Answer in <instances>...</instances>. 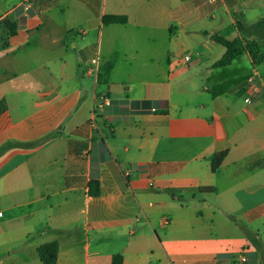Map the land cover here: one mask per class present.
Segmentation results:
<instances>
[{"label": "crops", "instance_id": "obj_1", "mask_svg": "<svg viewBox=\"0 0 264 264\" xmlns=\"http://www.w3.org/2000/svg\"><path fill=\"white\" fill-rule=\"evenodd\" d=\"M262 49L264 0H0V264H264Z\"/></svg>", "mask_w": 264, "mask_h": 264}, {"label": "trees", "instance_id": "obj_2", "mask_svg": "<svg viewBox=\"0 0 264 264\" xmlns=\"http://www.w3.org/2000/svg\"><path fill=\"white\" fill-rule=\"evenodd\" d=\"M104 23L106 24H126L127 18L126 17H115V16H107L104 18ZM242 27H240V30ZM212 39L221 44L226 48V54L222 60H220L216 65L217 66H228L234 60L239 59L241 56L246 54L247 52H254L258 49V44L256 42L249 43L244 45L243 42L239 39L235 40H227L220 36H213ZM166 104V103H164ZM154 105H156L154 103ZM13 147L12 144H7L0 148V154L5 152L8 149ZM226 153H222L217 155L212 161V170L215 172L218 167L220 166L222 160L225 158ZM100 194L99 184L92 183L90 187V195L91 196H98ZM58 249L59 245L57 242H52L49 244H45L37 249L38 256L42 262V264H57L58 259ZM112 264H124V259L122 255H115L113 257Z\"/></svg>", "mask_w": 264, "mask_h": 264}, {"label": "built area", "instance_id": "obj_3", "mask_svg": "<svg viewBox=\"0 0 264 264\" xmlns=\"http://www.w3.org/2000/svg\"><path fill=\"white\" fill-rule=\"evenodd\" d=\"M25 9H28V8H25ZM192 62V59H191V56H185L184 58H183V63L184 64H186V65H189L190 63ZM251 101H252V97H250L249 99H248V104H250L251 103ZM108 104V103H107ZM244 262H246V259L245 258H243L242 259Z\"/></svg>", "mask_w": 264, "mask_h": 264}, {"label": "rangeland", "instance_id": "obj_4", "mask_svg": "<svg viewBox=\"0 0 264 264\" xmlns=\"http://www.w3.org/2000/svg\"><path fill=\"white\" fill-rule=\"evenodd\" d=\"M224 35L226 36L227 35V33H224ZM262 54L264 55V49H262ZM263 61H264V58H263ZM246 94H249V93H247L246 91H244V92H241V93H239V94H236L238 97H243V96H245Z\"/></svg>", "mask_w": 264, "mask_h": 264}]
</instances>
